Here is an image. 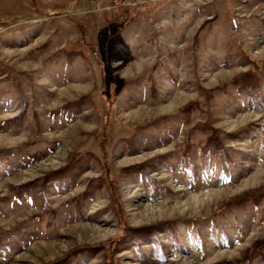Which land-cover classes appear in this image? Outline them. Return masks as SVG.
I'll return each instance as SVG.
<instances>
[{
	"label": "rangeland",
	"instance_id": "obj_1",
	"mask_svg": "<svg viewBox=\"0 0 264 264\" xmlns=\"http://www.w3.org/2000/svg\"><path fill=\"white\" fill-rule=\"evenodd\" d=\"M73 254L264 264V0H0V264Z\"/></svg>",
	"mask_w": 264,
	"mask_h": 264
},
{
	"label": "trees",
	"instance_id": "obj_2",
	"mask_svg": "<svg viewBox=\"0 0 264 264\" xmlns=\"http://www.w3.org/2000/svg\"><path fill=\"white\" fill-rule=\"evenodd\" d=\"M132 0H121V2L122 3H128V2H131ZM134 1H136L137 3H146V2H155L156 0H134ZM255 68L256 69H258V70H260V67H259V65H255ZM106 142H105V139H103V141L101 142V145L100 146H102L103 147V149H106ZM104 153H105V156L107 157L108 156V151H107V149L104 151ZM220 154H221V156H222V162H223V166L225 167V169H228V165H229V159H228V157H227V153L223 150V149H221L220 150V152H219ZM108 174H110V173H108ZM108 177H111V175H108ZM110 182H112V180H110ZM126 231H125V233H124V236L126 237V236H131L132 238H133V240H134V243L135 244H138V242H137V240L135 239L136 238V236L138 235H144V234H146V229L145 230H137V229H135V230H132L129 226L128 227H126V229H125ZM170 234H171V236H174V232H170ZM149 237H150V240H152V241H154L155 242V245H156V248L158 249V251L159 252H161V253H164L165 252V245H162L163 243L160 241V239L156 236V232L155 231H150L149 232ZM124 242V241H123ZM140 249V248H139ZM141 250V249H140ZM88 253H90V251L89 250H86L85 252H81L80 253V257H84V258H86V255L88 254ZM71 259V260H70ZM70 259H64V260H61V261H59L60 263L59 264H66L68 261H72V262H76L75 260H77V255L75 254H73V256H71V258ZM109 264H118L114 259H111V261H110V263Z\"/></svg>",
	"mask_w": 264,
	"mask_h": 264
}]
</instances>
